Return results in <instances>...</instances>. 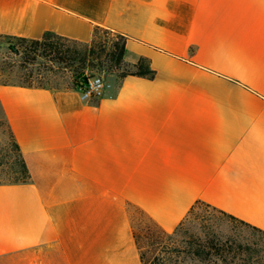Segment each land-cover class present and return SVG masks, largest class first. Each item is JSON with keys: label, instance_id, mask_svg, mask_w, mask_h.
Returning <instances> with one entry per match:
<instances>
[{"label": "crops", "instance_id": "1", "mask_svg": "<svg viewBox=\"0 0 264 264\" xmlns=\"http://www.w3.org/2000/svg\"><path fill=\"white\" fill-rule=\"evenodd\" d=\"M126 38L100 98L4 85L31 173L0 185V264H143L131 210L173 232L197 203L264 231V0H0V37Z\"/></svg>", "mask_w": 264, "mask_h": 264}, {"label": "trees", "instance_id": "2", "mask_svg": "<svg viewBox=\"0 0 264 264\" xmlns=\"http://www.w3.org/2000/svg\"><path fill=\"white\" fill-rule=\"evenodd\" d=\"M100 34L115 36L118 41L111 47L105 42H98ZM13 39L14 38H9ZM18 44L8 42L9 50L20 56L22 70L44 59L50 63L65 65L66 68L81 67L75 70L73 81L69 87L79 90L80 85H87L92 77L86 70L92 62L107 66L110 72H119V81L127 77H139L153 80L156 71L151 68L147 58H141L134 67H129L124 59L126 38L104 29H97L89 43L74 41L52 33H47L40 40L18 38ZM105 58L103 64L102 59ZM89 63V64H88ZM41 75V73H40ZM29 78L34 77L31 72ZM26 87H34L27 85ZM9 127V125H8ZM13 138L14 155L0 162V185L25 184L32 179L31 173L16 142ZM11 158H13L11 160ZM203 214V226L191 229L181 223L173 232L162 230L156 223L140 213L141 218L149 226L146 227L145 238L153 247V258L141 254L143 264H264V231L228 215L216 208L203 203H197L190 210L185 220ZM208 216V218H205ZM217 216L237 226H217V221L211 218ZM217 220V219H216ZM135 241L140 251L141 235L134 230ZM175 236H181V245L174 242Z\"/></svg>", "mask_w": 264, "mask_h": 264}, {"label": "rangeland", "instance_id": "3", "mask_svg": "<svg viewBox=\"0 0 264 264\" xmlns=\"http://www.w3.org/2000/svg\"><path fill=\"white\" fill-rule=\"evenodd\" d=\"M118 41L115 36H106L100 34L98 42H105L107 47ZM8 42L18 44V40H13L5 37H0V87L4 85H20L27 86L32 85L34 87H48L55 90H62L68 88L70 83L73 81L75 70L81 65L76 64L74 68H66L65 65L52 64L44 59H39L36 64L28 67V70H22L21 65L23 64L20 56L14 55L8 48ZM103 64L105 58L102 59ZM89 64V63H88ZM33 72L34 77L29 78L28 75ZM86 72L92 77H100L103 79L105 89L109 86L117 87L119 85V72H110L107 66H99L97 62H92L90 67L87 66ZM41 73V75H40ZM13 138L8 127V123L3 116V112L0 106V162L5 161L9 157H13ZM13 158H11L12 160ZM203 214L194 216L188 220H184L183 226H189L194 229L197 226H203ZM131 217L133 222L134 230L141 235V247L142 253L146 254L147 258H153V247L150 246L151 242L145 238L146 227L149 226L143 221L140 215L135 210H131ZM208 218V216H205ZM217 221V226H237L221 217L211 218ZM217 219V220H216ZM181 236H175L174 242L181 245ZM141 253V254H142Z\"/></svg>", "mask_w": 264, "mask_h": 264}, {"label": "built area", "instance_id": "4", "mask_svg": "<svg viewBox=\"0 0 264 264\" xmlns=\"http://www.w3.org/2000/svg\"><path fill=\"white\" fill-rule=\"evenodd\" d=\"M105 90V84L100 77H91L87 85H80L79 92L83 100L100 98Z\"/></svg>", "mask_w": 264, "mask_h": 264}]
</instances>
